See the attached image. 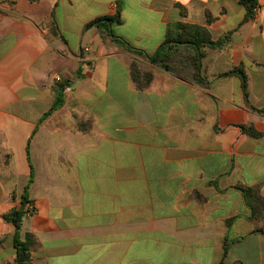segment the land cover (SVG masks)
Returning <instances> with one entry per match:
<instances>
[{
	"label": "crops",
	"instance_id": "crops-1",
	"mask_svg": "<svg viewBox=\"0 0 264 264\" xmlns=\"http://www.w3.org/2000/svg\"><path fill=\"white\" fill-rule=\"evenodd\" d=\"M258 3L242 24L241 0L0 1V264L16 257V228L4 215L22 206L29 143L34 211L23 231L37 238L33 264H219L227 234L246 238L223 264H264V236L251 234L257 223L237 188L264 196ZM118 11L115 34L149 54L179 22L230 40L206 48L199 72L182 61L165 69L88 28ZM134 60L153 73L145 89L132 79ZM241 66L249 103L241 78L225 76ZM61 78L71 83L65 103L40 122Z\"/></svg>",
	"mask_w": 264,
	"mask_h": 264
},
{
	"label": "trees",
	"instance_id": "trees-1",
	"mask_svg": "<svg viewBox=\"0 0 264 264\" xmlns=\"http://www.w3.org/2000/svg\"><path fill=\"white\" fill-rule=\"evenodd\" d=\"M0 1L10 2L12 0ZM241 4L244 5L247 10L245 19L242 22V24H244L245 22H248L251 19L255 18V12L259 6V3L258 0H241ZM211 20L212 19L209 18V22ZM121 22L122 19L120 11H118V13L114 16H104L93 21L88 25V28L94 25L97 26L104 41L111 39L115 44L119 45L123 49L135 54L138 57H145L149 59L152 64L162 66L165 69L170 68L171 62L182 61L190 62L194 66L196 71L199 72L201 62L207 54L206 48L209 47L222 49L230 40V35L227 34L215 41L212 39V35L208 27L179 22L168 27L164 43L154 54H149L145 51L137 49L128 41L115 34L113 27L117 24H120ZM181 47H191L195 51L194 55L185 56L183 53L179 55V48ZM130 71L132 79L137 84V87L139 89H145L153 80V73L151 71L143 70L140 63L136 60L131 63ZM231 75H237L241 78L245 99L247 103H249V82L244 67L241 66L234 68L233 71L225 74V76ZM82 76V70L79 69L78 77L81 78ZM70 86L71 83L69 81L56 84L57 95L55 102L51 109L44 114L40 122H43L46 118L53 115L56 110L60 109L64 105V91L67 87ZM251 109L255 110L252 107ZM258 111L264 113V109ZM80 127L81 130H86L88 128V123L80 124ZM248 128L254 136L260 135L253 128ZM27 152L31 167V176L21 197L22 206L20 208H13L4 215V219L7 222L12 223L16 228L14 235L16 257L13 264H33L32 253L35 246L37 245V238L35 234L23 231V221L24 218L28 215L25 207L30 202L28 194L32 184L34 183V166L30 159V143L28 144ZM237 188L242 191L247 205L251 211V215L249 217L250 220L257 223V228L251 234H261L264 236V196L260 194L257 187L238 186ZM12 197L13 199L16 198L15 192L12 194ZM231 223L232 220L228 222L229 226L231 225ZM245 238L246 237L231 239L230 235L227 234L223 242V260L219 264H223V261L228 256L232 246L238 242L243 241Z\"/></svg>",
	"mask_w": 264,
	"mask_h": 264
},
{
	"label": "built area",
	"instance_id": "built-area-1",
	"mask_svg": "<svg viewBox=\"0 0 264 264\" xmlns=\"http://www.w3.org/2000/svg\"><path fill=\"white\" fill-rule=\"evenodd\" d=\"M256 11H257V9H256ZM26 211H27V214H28V215H30V214L33 213L34 208H33L32 204H28V205L26 206Z\"/></svg>",
	"mask_w": 264,
	"mask_h": 264
},
{
	"label": "rangeland",
	"instance_id": "rangeland-1",
	"mask_svg": "<svg viewBox=\"0 0 264 264\" xmlns=\"http://www.w3.org/2000/svg\"><path fill=\"white\" fill-rule=\"evenodd\" d=\"M141 66H142V68H143V70H147V71H149L148 69H147V67H144L142 64H140ZM66 81H70L69 79H63V78H61V79H59V83H65ZM88 126H89V124H88Z\"/></svg>",
	"mask_w": 264,
	"mask_h": 264
}]
</instances>
